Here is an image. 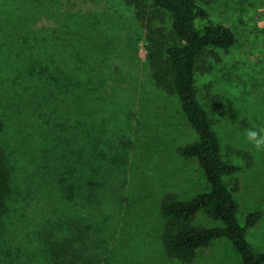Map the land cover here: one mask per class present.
Segmentation results:
<instances>
[{
	"label": "rangeland",
	"instance_id": "374dc122",
	"mask_svg": "<svg viewBox=\"0 0 264 264\" xmlns=\"http://www.w3.org/2000/svg\"><path fill=\"white\" fill-rule=\"evenodd\" d=\"M195 1L235 36L228 50H216L217 62L206 58L212 68L196 71L195 85L222 157L242 167L224 179L238 221L263 213L246 237L264 252V0ZM67 88L79 93L86 114L87 147L75 176L79 198L65 207L70 201L62 193L57 205L45 206L43 187L36 195L15 187L0 241L28 243L18 264H181L163 253L159 205L166 193L185 200L207 189L196 160L176 152L197 136L177 98L155 87L143 30L125 0H0V145L15 181L35 163L39 138L64 122L34 104L55 103ZM207 88L224 104L222 114L212 111ZM234 150L249 154L248 169ZM195 224L220 226L203 212ZM0 264L15 263L0 254ZM193 264L242 262L228 241L217 239Z\"/></svg>",
	"mask_w": 264,
	"mask_h": 264
},
{
	"label": "trees",
	"instance_id": "16d2710c",
	"mask_svg": "<svg viewBox=\"0 0 264 264\" xmlns=\"http://www.w3.org/2000/svg\"><path fill=\"white\" fill-rule=\"evenodd\" d=\"M135 21L143 30L144 50L147 65L156 88L168 96H175L186 122L195 132L197 139L177 148L184 160H196L205 178L207 189L192 197L180 200L173 193H166L160 202L159 212L164 219L161 233L163 253L169 260L181 264H193L198 251L211 246L217 239L228 241L239 255L242 264H264V252L256 251L248 242L247 231L261 219L262 211H253L244 217L243 224L237 218L238 205L232 192L224 183L227 176L239 173L241 166L226 161L220 151L219 138L205 108L197 99L195 72L207 73L212 68L206 58L217 62L216 50H228L235 42L232 30L209 19L206 11L195 0H125ZM68 26V24H67ZM64 57V56H62ZM74 59L79 55L73 53ZM68 61V59H67ZM55 89V88H54ZM65 89L58 94L55 103L51 99L36 102L35 107L57 112L64 122L47 131L39 138V147L31 160L33 166L23 167L19 182L9 165L4 148L0 145V224L15 187L27 188L49 199L45 206L58 204V196L64 193L67 201L63 206L79 198L80 187L75 179L81 169L83 150L87 147V130L81 120L84 114L79 93ZM58 93V92H57ZM206 96L213 112L222 114L225 106L217 95L206 89ZM5 123L0 116V135ZM233 153L244 161V168L251 165V157L244 151ZM83 160V161H82ZM42 163L43 169L37 167ZM74 178V180H73ZM17 185L15 186V184ZM37 190H32L33 186ZM65 191V192H62ZM20 192V191H19ZM62 199V198H61ZM203 212L220 226L208 228L196 225L195 219ZM4 235L0 232V238ZM5 236H9L8 231ZM27 243V242H26ZM29 248L28 243L0 241V254L18 264Z\"/></svg>",
	"mask_w": 264,
	"mask_h": 264
},
{
	"label": "clouds",
	"instance_id": "9594fccd",
	"mask_svg": "<svg viewBox=\"0 0 264 264\" xmlns=\"http://www.w3.org/2000/svg\"><path fill=\"white\" fill-rule=\"evenodd\" d=\"M249 135H250L251 137H255L256 134H255V133H249ZM259 143H260V142H258V146H259Z\"/></svg>",
	"mask_w": 264,
	"mask_h": 264
}]
</instances>
